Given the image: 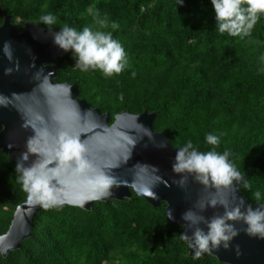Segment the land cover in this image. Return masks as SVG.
Returning a JSON list of instances; mask_svg holds the SVG:
<instances>
[{
    "label": "trees",
    "instance_id": "16d2710c",
    "mask_svg": "<svg viewBox=\"0 0 264 264\" xmlns=\"http://www.w3.org/2000/svg\"><path fill=\"white\" fill-rule=\"evenodd\" d=\"M5 17L40 24L57 16L64 24L99 28L92 11L118 24L113 31L128 54V67L106 77L81 72L72 54L59 59L57 83L77 85L79 99L109 114L156 113L154 129L174 148L192 140L200 151L209 133L220 136L217 151L230 150L246 173L251 204H264V17L243 39L220 34L210 0H0ZM3 19H0V26ZM135 72V76L132 73ZM121 95L123 100L120 99ZM16 163L0 152V236L7 234L26 194L16 180ZM260 192L257 199L255 192ZM164 203L155 209L134 192L130 199L94 203L91 212L74 207L42 209L32 236L0 264H221L192 258L180 239L185 228L172 224Z\"/></svg>",
    "mask_w": 264,
    "mask_h": 264
},
{
    "label": "clouds",
    "instance_id": "9594fccd",
    "mask_svg": "<svg viewBox=\"0 0 264 264\" xmlns=\"http://www.w3.org/2000/svg\"><path fill=\"white\" fill-rule=\"evenodd\" d=\"M215 14V29L220 34L230 37L245 38L251 35L257 22L264 17V0H210ZM183 0H178L182 5ZM93 20L99 28L84 26L82 29L64 24L53 34V43L63 52H70L76 61L75 68L81 72L99 70L106 77L122 73L128 67V54L122 43L114 38L113 31L119 26L106 18L99 11H92ZM40 24L49 31L56 25L57 16L46 13L39 17ZM5 57L12 60V50L8 43L3 47ZM264 62V55L259 58ZM18 70V65H17ZM13 69H5L10 75ZM135 76V72L132 73ZM37 77L41 76L37 74ZM36 77V78H37ZM50 88L57 85L49 82ZM42 83V82H41ZM70 85L61 86L59 92L39 90L46 97L47 113L42 110L40 101L34 97L27 110L23 113V127L30 128L33 135L26 144V152L21 155L16 164V180L26 194V203L33 209H59L65 204L74 207H84L90 200H102L111 196V189L117 185L115 177L109 172L120 165L122 152H131L135 140L121 130L104 128L96 131L98 125L89 118L82 124L76 102L71 98ZM123 100V96L120 97ZM0 100L10 101L0 96ZM9 103H0L8 106ZM90 127V131H85ZM82 134H90L82 141ZM92 141L90 144L89 142ZM205 142L212 147L207 151L198 150L192 140H187L177 148L173 172L181 177L179 184L186 185L189 177L204 188H215L233 192L234 182L240 189H248L246 173L234 165L230 150L217 151L220 136L209 133ZM30 156L36 159L30 166L25 162ZM242 182V183H241ZM69 190L79 192L75 199H69ZM82 190H86L82 191ZM151 196L153 193L149 190ZM257 199L260 192L254 193ZM235 199V197H233ZM253 208H245L244 201L233 204L229 199L210 200L207 204L196 205L199 211L189 210L184 213L186 227L192 229V235L187 232L180 235L199 258L203 254H211L223 247L228 249L230 243L239 235L237 224L242 223L249 237L264 240V204ZM223 207L222 214L210 218L203 216L206 208ZM205 225L207 231L200 227Z\"/></svg>",
    "mask_w": 264,
    "mask_h": 264
},
{
    "label": "water",
    "instance_id": "95a60500",
    "mask_svg": "<svg viewBox=\"0 0 264 264\" xmlns=\"http://www.w3.org/2000/svg\"><path fill=\"white\" fill-rule=\"evenodd\" d=\"M0 19H3V25L0 26V96L10 100H0V103H9L6 107L0 106V152L9 155L17 164L21 155L26 152L28 138L33 135L30 128L23 127V113L18 108L22 111L27 110L36 96L43 107L42 110L47 113L46 97L39 89L59 92L62 90L61 86L70 85L56 82L58 71L62 68L58 65V61L70 52H63L53 43L55 32H46L35 23H29L24 32L18 33L12 23L13 18L5 17L1 5ZM5 43L11 47V61L3 53ZM8 68L13 69L10 75L5 74V69ZM37 74L41 76V80ZM45 76L49 78L50 83L57 85L55 89L50 88L47 78L42 81ZM70 86L71 98L78 106L82 124L91 114V119L98 125L96 131L102 132L106 127L121 130L135 140V146L130 153L122 152L124 161L109 172L118 182L112 187L110 197L90 200L84 207H74L69 204L63 207H74L91 212L96 202L124 201L130 199L134 192L155 209L165 203L169 221L185 228L184 233L187 232L191 236L192 229L186 227V221L182 217L189 210L199 211L196 208L198 202L199 205H204L213 199H229L233 204L244 201L245 208L259 206L246 201L235 182L234 189L238 190L233 192L204 188L192 177L188 178L186 185L181 186L179 184L181 177L175 174L172 168L178 149L172 146L166 134L154 129V123L158 118L156 113L150 114L144 111L142 114L134 115L123 112L116 115L115 121L111 124L109 114L103 115L100 110L93 109L86 100L79 99L78 86ZM85 131H90V127H86ZM89 135L82 134L81 140H87ZM89 143L91 144L92 141ZM35 159V156H30L25 166H30ZM149 190L153 196L150 195ZM82 191L86 192V190ZM79 194L77 191L69 190L68 198L75 199ZM41 210L42 208L38 207L33 209L26 202L16 209L9 231L0 236V256L6 259L12 252L19 250L23 242L31 238L35 217ZM223 211L221 206L215 209L209 207L200 214L210 218L222 214ZM200 227L207 231L205 225L201 224ZM236 227L239 229V235L230 243L228 249L220 247L211 254L205 253L199 258L211 256L221 264H264V240L249 237L242 223L237 224ZM189 256L196 258L190 249Z\"/></svg>",
    "mask_w": 264,
    "mask_h": 264
},
{
    "label": "rangeland",
    "instance_id": "374dc122",
    "mask_svg": "<svg viewBox=\"0 0 264 264\" xmlns=\"http://www.w3.org/2000/svg\"><path fill=\"white\" fill-rule=\"evenodd\" d=\"M16 25H19V27H21L23 29V32H24L27 29L28 23L18 19Z\"/></svg>",
    "mask_w": 264,
    "mask_h": 264
}]
</instances>
